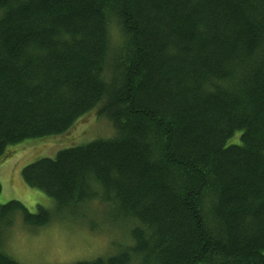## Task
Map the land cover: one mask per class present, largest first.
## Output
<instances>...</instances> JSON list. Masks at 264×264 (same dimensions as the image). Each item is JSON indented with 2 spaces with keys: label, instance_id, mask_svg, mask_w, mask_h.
<instances>
[{
  "label": "trees",
  "instance_id": "1",
  "mask_svg": "<svg viewBox=\"0 0 264 264\" xmlns=\"http://www.w3.org/2000/svg\"><path fill=\"white\" fill-rule=\"evenodd\" d=\"M89 117L112 137L22 171L52 211L0 204V264L17 215L93 204L130 244L74 264H264V0H0V162Z\"/></svg>",
  "mask_w": 264,
  "mask_h": 264
},
{
  "label": "rangeland",
  "instance_id": "2",
  "mask_svg": "<svg viewBox=\"0 0 264 264\" xmlns=\"http://www.w3.org/2000/svg\"><path fill=\"white\" fill-rule=\"evenodd\" d=\"M112 135L113 129L107 120L89 117L69 136L48 141L30 140L15 147L10 157L0 162V204L19 201L31 213H36L39 207L52 211L53 201L25 184L23 169L40 159L55 158L61 150L70 146L111 138ZM105 208L93 204L83 210L88 220L67 223L73 220L66 217L39 229L25 225L19 214L6 235L4 252L20 264H74L115 254L121 247L130 244V227L124 223L122 226H109L105 220ZM92 219L101 226L95 232L89 230Z\"/></svg>",
  "mask_w": 264,
  "mask_h": 264
}]
</instances>
